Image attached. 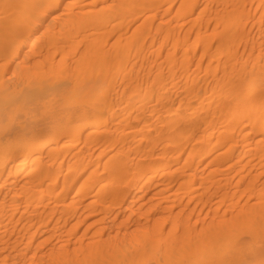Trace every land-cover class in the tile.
Here are the masks:
<instances>
[{"label": "rangeland", "instance_id": "rangeland-1", "mask_svg": "<svg viewBox=\"0 0 264 264\" xmlns=\"http://www.w3.org/2000/svg\"><path fill=\"white\" fill-rule=\"evenodd\" d=\"M246 6L251 13L232 29L234 45L222 40L225 31L219 18L201 16L199 9L185 18H177L174 11L154 15L149 23L144 15L153 11H148L136 15L140 18L128 28L114 29L112 21L108 28L93 26L91 21L88 28L69 35L68 29L52 25L50 35L39 38L32 57L12 54L7 63L0 55V89L30 78L53 80L64 88L62 93L45 94L40 101L17 95L1 114L0 127L31 123L36 116L47 124L32 140L43 144V161L52 148L57 159L48 163L50 173L42 184L34 185L33 195L41 190L55 192L54 199L42 201L40 214L49 215L46 206L51 204L57 206L56 216L68 219L55 228L53 223L43 225L38 232L27 224L23 227L17 218L0 225L11 234L8 247L0 244V264L62 260L60 238L63 250L74 259L81 257L75 248L86 254L99 244L107 250L139 247L134 259L139 264H264V167L259 166H264V155L257 153L264 147V135L245 138L254 154L248 157L236 147L242 144L238 130L229 137V101L224 100L217 112L211 109L216 104L213 79L228 80L244 66L241 56L244 50L247 56L251 54L252 39L264 40V12L257 9V0H246ZM243 32L250 45L247 49L240 43ZM196 38H207L208 45ZM185 40L189 47L179 45ZM196 40L199 44L192 53L191 43ZM219 45L233 47L235 57L202 55L205 51L214 54ZM259 51L256 48L255 55ZM261 55L262 63L264 48ZM228 61L234 68L224 72ZM241 77V81L246 79ZM262 91L264 81L251 96L244 95L247 101H254ZM102 105L106 106L100 110ZM84 109L87 117L81 115ZM52 112L64 120L67 112L71 113L70 136L53 140ZM97 119L99 125L92 126ZM81 120L90 125L76 136ZM208 133H213L212 139ZM255 137H262V142L255 143ZM230 147L236 148V153L226 158L223 153ZM5 149H0V156ZM214 151L218 153L215 156ZM25 159L29 160L27 174L19 182L27 184L38 175L41 164L39 156ZM59 165L84 172L86 185L78 198L82 203H71L70 195L57 197L64 175L73 176L70 171L58 173ZM160 166L164 172L154 173ZM149 172L153 179L144 184L142 175ZM8 182L11 178L0 182V190ZM11 194L1 192L0 203L10 201ZM36 208L32 203L29 214ZM147 231L149 239L142 241ZM217 233L222 242L212 244L211 236ZM30 234L32 240L28 241ZM147 242L153 249L151 256L141 252ZM93 253L94 249L87 258L96 264L99 257Z\"/></svg>", "mask_w": 264, "mask_h": 264}, {"label": "bare ground", "instance_id": "bare-ground-1", "mask_svg": "<svg viewBox=\"0 0 264 264\" xmlns=\"http://www.w3.org/2000/svg\"><path fill=\"white\" fill-rule=\"evenodd\" d=\"M0 0V55L6 58L7 63L12 61V54L16 58H29L35 54L39 38L46 37L50 35L48 31L52 25L57 28L68 29L70 34L73 30H82L88 28L91 21H93V26H106L111 21L113 23L114 29L117 28H128L132 24H135L140 17L136 15H141L148 11H153V13H146L144 15V21L150 22V18L158 14H166L167 12L174 11L173 13L177 18H185L187 15L199 9V14L213 15V18H219V21L223 26L225 35L222 40L229 41L230 44L234 45L236 38H234L232 29L242 25L246 21V17L249 18L250 10L246 6V0ZM180 4L178 8H175L177 4ZM257 9L264 12V0H257ZM155 12V13H154ZM262 18L259 17L260 20ZM48 19L51 20L48 22ZM184 24L182 23L181 27ZM110 27V26H109ZM105 28H108L106 26ZM199 39L204 46H207V38H196ZM188 40V39H187ZM190 41V40H188ZM188 41L180 42L185 44H179L187 46ZM240 43H243L245 48L250 47L249 41L246 38V33H242L240 38ZM196 43L193 41L190 48L192 53H195ZM176 43V47L179 46ZM252 50L251 54L247 56L246 50L243 51L241 60L244 61V66L237 70V72L229 75L228 80H224V77H215L213 79L214 111H218L221 103L224 100L229 101V112L231 114V119L228 121V132L229 137L238 130L239 140L242 144L236 145L239 150H245L246 155L252 156L254 154L250 153L248 148V143H245V138L250 135L262 134L264 135V91L258 99L254 101H247L248 96H251L254 89L258 86L261 81H264V61L261 63V50L264 48V40L252 39L251 43ZM189 47V46H187ZM258 48L260 51L258 55H255V49ZM235 49V48H234ZM226 54L228 58L235 57L233 47L223 48L219 45L214 54H209L208 52H203V56H218ZM234 68L233 63L227 62L224 67V72L229 69L232 71ZM241 76H246L244 81H241ZM26 82H12L4 85L0 89V116L7 106L13 99L20 95L23 100H27L29 97H35L36 100L42 98L47 93L63 92L64 88L61 84L53 80H43L41 78H30L24 79ZM105 87L101 93L105 92ZM244 92L248 96L244 95ZM207 100V96L204 97ZM106 105H102V110ZM97 107V106H96ZM204 108V106H202ZM98 108V107H97ZM192 108V107H190ZM206 110V108H205ZM210 110V109H208ZM71 112V110H69ZM178 109H173L172 112L176 113ZM67 112L66 119H60L59 113L52 112L51 114V130L55 132L53 140H59L62 136H70V130L72 128V116L71 113ZM88 110L84 109L82 117L88 116ZM101 115L99 116V118ZM194 120V118L189 119ZM46 123L43 122L42 118L39 116L35 117V120L31 123H10L5 124L0 127V149H5L2 156H0V182L8 181L11 178V182L0 190L5 192V194L12 193L10 201H4L0 203V225L10 221L21 222L24 225H29L38 232L43 225L48 226V224L53 223V228L60 224L62 220L67 221L68 219L62 216H56V205L52 206L47 204V212L49 215H43L41 213L40 204L42 201L49 198V200L54 199L55 192L46 194L43 190L39 191L38 194L33 195V188L36 184H42L43 180L47 178L49 172V162L57 159L55 149L52 148L47 154V160L43 161L41 158L42 143L33 141L32 137H36L35 134L41 133L46 128ZM87 120H81L75 131L76 136H80L84 129L89 126ZM99 119L92 123V126H98ZM28 132H31L30 137L26 140ZM213 133H208V139H212ZM255 143L262 142L263 138L258 137L253 139ZM220 144V143H219ZM217 146H214L216 149ZM225 153L224 157L230 158L235 155L236 148L230 147ZM191 153V152H190ZM189 153V154H190ZM257 153L264 155V147L257 150ZM218 153L214 151L212 155L215 156ZM205 154H202L203 157ZM36 156L40 158L39 163L41 164L38 175L34 176V180L31 182L20 183L19 180L26 176L27 168L29 166V158ZM23 157L24 159H20ZM264 167L263 165H259ZM58 173L64 171L72 172L73 176L70 174L64 175L62 190L57 195V197L65 198L67 195L71 197V203H82L79 196L84 192L86 183L83 182L82 178L84 172L81 171L79 167H71L59 165L57 168ZM215 170V169H212ZM164 168L161 166L154 170V173L162 174ZM152 172L145 173L142 175L144 184L151 183ZM77 182V183H76ZM138 182V181H137ZM75 184V187L71 190V187ZM139 188V183H136V188ZM137 192H134L135 195ZM25 196L26 198L21 201L20 197ZM133 197V198H134ZM76 198V200H74ZM134 201V199H132ZM32 203H36L38 208L30 215L28 212L29 206ZM87 205H90L87 204ZM65 206L70 208L69 205ZM21 209L23 212H21ZM21 212L19 215H16ZM36 215V216H34ZM17 216V217H16ZM58 217V218H57ZM116 225V224H115ZM0 226V244L4 247H8L11 240V234L9 230H1ZM150 231H147L144 235L142 241L149 239ZM34 236V235H33ZM212 244H218L222 242L217 234L211 236ZM28 241L32 240L31 234L28 236ZM221 239V240H220ZM58 244L60 246V253L62 255V260L53 261L52 264H91L89 258H87L88 253L94 249L93 257L98 256L99 260L96 264H139V262H134V259L138 256L139 247L130 248L125 247L124 249H102V246L93 245L91 250H88L85 254V250L78 247L75 251L81 255L77 259L70 256V252L63 250V239H58ZM140 241H138L139 243ZM158 248V245L154 246ZM8 249H13L9 247ZM151 249V250H150ZM146 251L145 256H151L153 249L147 243L144 244V248L141 252ZM1 252V251H0ZM37 251L34 250V253ZM49 252V251H46ZM74 252V249H73ZM85 255V257H84ZM156 259V258H155Z\"/></svg>", "mask_w": 264, "mask_h": 264}]
</instances>
